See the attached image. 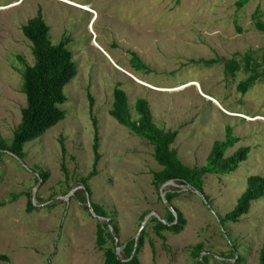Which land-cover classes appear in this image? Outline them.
<instances>
[{
    "label": "rangeland",
    "instance_id": "374dc122",
    "mask_svg": "<svg viewBox=\"0 0 264 264\" xmlns=\"http://www.w3.org/2000/svg\"><path fill=\"white\" fill-rule=\"evenodd\" d=\"M238 1L0 0V142L9 145L25 107L23 64L34 59L21 27L38 10L51 42L67 40L77 69L59 106L65 119L26 143L22 160L0 150V202L6 203L0 207V255L8 258L0 264H102L97 221L115 225L118 249L113 246L121 256L119 246L137 236L148 215L164 218L161 194L171 188L178 195L170 205L184 226L178 234L162 232V240L148 217L140 264H258L264 197L237 223L221 219L249 176L264 177V81L242 95L236 85L245 75L231 79L222 64H200L248 52L260 56L264 32L256 22L264 26V0H246L241 8ZM131 53L147 71L133 70ZM115 88L127 96L133 120L137 100L144 99L155 125L177 132L171 148L184 165L204 166L227 127L239 141L224 156L249 147L246 161L231 174L206 175L203 197L174 183L156 189L152 174L161 168L152 147L109 115ZM96 138L100 158L84 197L102 206L107 220L93 217L76 195L93 173ZM39 172L47 174L44 182ZM29 201L35 210L28 212Z\"/></svg>",
    "mask_w": 264,
    "mask_h": 264
},
{
    "label": "trees",
    "instance_id": "16d2710c",
    "mask_svg": "<svg viewBox=\"0 0 264 264\" xmlns=\"http://www.w3.org/2000/svg\"><path fill=\"white\" fill-rule=\"evenodd\" d=\"M245 2L246 0L238 1V8H241ZM256 26L258 30L264 32V26L261 22L257 21ZM21 31L23 36L31 43V54L34 63L31 66L23 64L21 90L25 97V107L21 110L20 121L13 133L11 142L7 146L0 142V150L6 149L10 154L22 160L25 156L23 147L26 143L39 139L46 131L65 119L66 114L59 106L67 102L64 88L76 76L77 69L73 61V55L67 48V40H61L57 44L51 42L49 28L43 20L40 10L21 27ZM130 63L135 71H147L145 65L134 53H131ZM200 64L206 67L222 64L224 73L231 79L236 78L239 74L245 75L246 78L236 85V91L242 95L246 94L256 83L264 81V48L258 58L248 52L239 59H215L203 61ZM135 112L138 118L133 120L128 110L127 96L122 89L115 88L109 115L119 125L143 138L152 147V157L161 168L160 171L152 174V185L156 189L166 183H174L188 186L192 191L203 196L206 175H226L235 172L239 165L246 161L250 152L249 147H243L228 157L224 156L225 152L239 141L233 137L231 128L227 127L224 140L213 143L206 164L202 167L190 168L180 161L176 150L171 148L175 142L177 132L164 133L155 125L146 100H137ZM93 151L95 157L93 173L87 179L81 180L83 189L76 192L83 203H86L84 194L90 195L86 184L87 180L95 174V168L100 158L97 138L93 145ZM62 152L64 153L63 147ZM38 177L39 180L44 182L47 179V174L39 172ZM177 195L174 189L171 188L165 192V200L171 204V201ZM263 197L264 177L249 176L246 179V188L237 199L235 207L224 215L221 222L237 223L242 216L248 214L251 204ZM5 205V202H0V207ZM91 208L96 216L103 218V220L109 219L102 206L91 203ZM33 210H35V207L29 201L27 211ZM165 211L162 221H158L155 217L151 218V222L155 224L153 227L154 232L162 240L164 239L161 235L162 232L178 234L185 223L181 215L175 210L176 217L167 208H165ZM145 216L143 215L142 218ZM109 225L112 232L109 230L107 222H96L95 246L98 251L102 252V264H140L139 254L143 247L145 232L142 231L137 240L130 238L122 243L119 246L121 256H118L113 246L115 242L113 235H117V229L111 221H109ZM108 242L111 243L110 246H107ZM201 252L202 248L198 246L195 250V256L198 257ZM0 261L8 262V258L5 255H0ZM258 264H264V244L260 250Z\"/></svg>",
    "mask_w": 264,
    "mask_h": 264
},
{
    "label": "water",
    "instance_id": "95a60500",
    "mask_svg": "<svg viewBox=\"0 0 264 264\" xmlns=\"http://www.w3.org/2000/svg\"><path fill=\"white\" fill-rule=\"evenodd\" d=\"M170 184H171V183H166V184H164V185H170ZM195 193H196V192H195ZM197 194H198V193H197ZM199 195H200V194H199ZM200 196H202V195H200ZM202 197H203V196H202ZM161 199H162V201H163L165 207H166L171 213H173V215L176 217L173 208H172L171 205L165 200V193H162V194H161ZM203 201H204V203H206V201H205L204 199H203ZM86 206H87L89 212L91 213V215H92L93 217H95V218L98 219V220H101V219L103 220V218H100V217L96 216V215L93 213L92 208H91V202H90L88 196H86ZM150 216L155 217L156 219L160 220V219H159L156 215H154V214L148 215V217H150ZM148 217H146V218L144 219V221H143V223H142V225H141V227H140V229H139V231H138V233H137V236L135 237V240L138 239V237H139V235H140V233H141V231H142V229H143V227H144V222L147 220ZM160 221H162V220H160ZM107 225H108L109 228H110L109 221H107ZM110 230H111V228H110ZM113 238H114L115 245H116V250H117V249H118V246H117V239H116V237H115L114 235H113Z\"/></svg>",
    "mask_w": 264,
    "mask_h": 264
}]
</instances>
